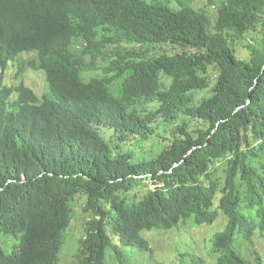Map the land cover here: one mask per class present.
Instances as JSON below:
<instances>
[{
    "label": "trees",
    "instance_id": "trees-1",
    "mask_svg": "<svg viewBox=\"0 0 264 264\" xmlns=\"http://www.w3.org/2000/svg\"><path fill=\"white\" fill-rule=\"evenodd\" d=\"M23 53L43 98L6 83ZM83 197L77 264L213 223L208 264H264V0H0V264H59ZM168 243L158 264L184 257Z\"/></svg>",
    "mask_w": 264,
    "mask_h": 264
},
{
    "label": "rangeland",
    "instance_id": "rangeland-1",
    "mask_svg": "<svg viewBox=\"0 0 264 264\" xmlns=\"http://www.w3.org/2000/svg\"><path fill=\"white\" fill-rule=\"evenodd\" d=\"M149 2H163V3H171L174 8L180 7V5H191L195 8L204 7L208 0H148ZM214 2H220V0H213ZM216 5V3H214ZM212 5V6H215ZM216 8L211 7L210 8V14L216 13ZM259 35L256 33H252L248 41L253 42V38L260 39L258 37ZM82 44V42H80ZM167 47V46H166ZM165 47V48H166ZM242 47L238 48V55L241 58L248 59L250 57V52L241 49ZM83 47L81 46L80 52L82 51ZM161 49H164L160 46H153V48H150L149 54H152L154 52H158ZM107 52V51H106ZM108 57V56H107ZM17 61L10 64L9 71L7 72L6 77V83L10 86H16L17 84H20L21 82H25L26 86L30 89H32L39 98H43L44 95L50 93L46 73L44 71H36L32 70L27 66L25 72L23 75L19 78H17L18 69L14 66L17 65L18 61L20 62H32L37 61V55L35 53H23L22 55H19L16 59ZM108 61L107 59H101L100 62L97 64V67L94 68L92 71L89 72L88 78H91V76H98V75H105L104 68L106 67ZM123 79V78H122ZM122 79L119 78L115 80L116 83H121ZM103 137L110 141L112 133L109 130L102 131ZM150 143V142H148ZM133 147L128 146V149H132ZM157 148H160V145L158 142L153 141L152 144H148L142 151L146 153H151L157 150ZM154 184L151 183V187H153ZM86 197H83V199H79L77 202L74 203V217L73 222L70 230L68 231V234L66 236V241L64 246L61 250L60 255V261L59 264H77L78 257H79V251L81 247L80 239L84 233V226L87 221L88 215H85L82 213L83 207L85 205ZM185 225L183 227V231L181 232L178 230L173 231H163L162 234H156L155 237L150 238V243L152 244V252L153 254H150L147 251H140L136 247H130V248H122L121 254L122 258L116 259L114 257L113 252L108 253L106 257L107 264H158L157 263V256H155L154 252L156 249L163 247V248H169L170 245L168 242H170L172 245L176 244V251L178 250L182 253L185 252L184 257H179L177 260H173L172 264H179L180 261H182V264H197L196 261L193 260L195 258L193 255L202 256L207 263L208 257L215 259L216 262V255L213 254L211 249V240L214 236V234L221 229V224L213 223V224H205L202 226H194L193 224ZM225 225V224H224ZM157 231V230H154ZM153 231V232H154ZM148 231H145L144 233H147ZM143 233V235H144ZM188 235V236H185ZM194 235V236H192ZM256 250L259 252V254L264 256V238H257L255 240ZM204 251L201 254L200 252ZM120 260V261H119ZM159 260V258H158ZM249 260L251 263H254V258L249 255Z\"/></svg>",
    "mask_w": 264,
    "mask_h": 264
}]
</instances>
